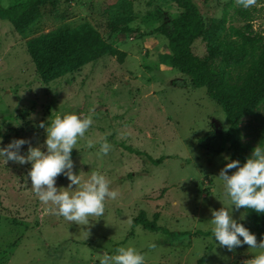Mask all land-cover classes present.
<instances>
[{"label":"rangeland","instance_id":"obj_1","mask_svg":"<svg viewBox=\"0 0 264 264\" xmlns=\"http://www.w3.org/2000/svg\"><path fill=\"white\" fill-rule=\"evenodd\" d=\"M200 15L226 37L230 25L245 20L236 14L238 0H192ZM0 0V146L26 138L42 145L39 122L56 112L76 111L92 124L71 150L73 172L82 179L101 171L117 192L105 201L102 217L78 225L50 210L33 193L27 163L0 159V264H99L103 252L132 245L144 264H247L256 249L247 244L231 252L210 236V209L224 202L215 176L227 150L212 154L198 139L209 130L224 132L225 115L204 88L169 64L166 39L155 31L181 12L171 0ZM252 30L264 35V0L248 6ZM91 26L114 50L77 69L44 80L28 52L30 39L55 30ZM235 40V37H230ZM216 35L196 37L190 50L201 60L220 65L212 55ZM183 81L184 86L175 82ZM240 141L250 154L264 147V102L241 117ZM107 139V154L97 155L98 141ZM89 140L91 148L86 147ZM145 152L144 156L123 147ZM43 150V149H42ZM234 169H229V174ZM57 186L67 177L57 175ZM74 187V186H73ZM221 201H219V200ZM243 209H235L238 216ZM143 217L165 231H147L132 221ZM244 225L251 227L243 221ZM262 237H256L257 242Z\"/></svg>","mask_w":264,"mask_h":264},{"label":"trees","instance_id":"obj_2","mask_svg":"<svg viewBox=\"0 0 264 264\" xmlns=\"http://www.w3.org/2000/svg\"><path fill=\"white\" fill-rule=\"evenodd\" d=\"M36 0H24L20 5L28 8ZM181 9L179 15L163 21L155 28L167 41L170 52L169 64L189 78L196 88H204L208 98L215 101L225 115L227 128L224 132L209 130L197 143L205 151L220 154L227 150L230 159L244 161L249 153L240 141L239 121L264 102V35L252 30L248 7L236 9V14L245 20L241 26L230 25L226 37L219 38V27L211 19L203 18L192 0H171ZM216 35V46L212 55L221 64L214 65L192 54L190 46L198 36ZM230 37H235L231 40ZM28 52L36 71L44 80L71 72L86 62L103 54H114L115 50L106 43L89 25L82 24L71 30H55L32 38L27 43ZM184 86L183 81L175 82ZM130 153L144 156L151 164H159L163 157L152 159L145 152L123 147ZM243 209V208H242ZM244 211V210H243ZM246 223L256 237L264 238V213L251 209L245 217ZM132 226L140 225L147 231H165L153 221L137 217ZM197 233L211 236L209 232ZM200 256L197 264H201Z\"/></svg>","mask_w":264,"mask_h":264},{"label":"clouds","instance_id":"obj_3","mask_svg":"<svg viewBox=\"0 0 264 264\" xmlns=\"http://www.w3.org/2000/svg\"><path fill=\"white\" fill-rule=\"evenodd\" d=\"M238 3L246 8L254 0H238ZM91 124L90 116H81L76 111L56 112L50 121L39 122L45 133L42 145L29 146L24 154L20 148L28 143L26 138H13L0 146V159L4 163L11 160L29 165L27 177L37 198L50 203L54 213L78 225H88L92 216L102 217L106 199L117 196L103 172L92 170L82 179L72 170L71 150ZM97 143V155L107 154L111 147L107 139L101 138ZM92 146L93 141L89 140L86 147ZM223 160L225 163L215 177L224 202L221 207L210 209V239L229 252L247 244L249 249L257 250L247 264H264V239L258 243L255 234L243 223L249 209L264 213V147L257 144L243 162L228 155ZM229 169L234 171L229 174ZM57 175L67 177V186L56 185ZM241 208L244 211L233 216V211ZM99 264H144V255L132 245L119 246L111 253L100 254Z\"/></svg>","mask_w":264,"mask_h":264}]
</instances>
